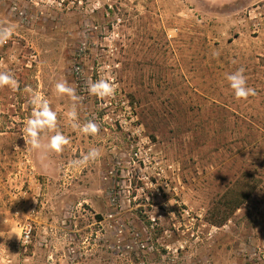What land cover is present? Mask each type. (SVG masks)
<instances>
[{"label":"rangeland","instance_id":"obj_1","mask_svg":"<svg viewBox=\"0 0 264 264\" xmlns=\"http://www.w3.org/2000/svg\"><path fill=\"white\" fill-rule=\"evenodd\" d=\"M95 2L0 0V70L19 82L0 88V264H264V0ZM239 68L247 100L225 78ZM100 78L112 97L89 94ZM26 87L61 153L26 145ZM226 194L247 199L216 226Z\"/></svg>","mask_w":264,"mask_h":264},{"label":"clouds","instance_id":"obj_2","mask_svg":"<svg viewBox=\"0 0 264 264\" xmlns=\"http://www.w3.org/2000/svg\"><path fill=\"white\" fill-rule=\"evenodd\" d=\"M47 2L51 5L55 3V0H47ZM101 6V0H96L94 7L99 8ZM12 34L13 29L11 27H0V45L6 43L11 38ZM244 71L243 68H239L232 73L226 74L225 77L237 100H247L249 97L256 95L255 88L248 86ZM5 86L15 90L18 89L19 82L9 71L0 70V88ZM25 90L31 93L28 102L33 106V111L26 120L23 130L26 145L30 143L34 150H39L43 147L49 151L61 153L64 147L70 143V140L58 130L57 113L52 109L49 102L39 93L27 87ZM115 91L116 86L114 81L106 78H100L92 82L88 87L89 94L101 100L112 97ZM55 92L58 95L67 96L73 101L79 99L76 89L71 87L66 80L59 81L55 84ZM67 115L70 119L74 121L77 120L78 113L75 104H73ZM75 127H77L81 133L91 136L97 135L100 130L99 126L93 120H88L83 125L77 123ZM48 132L54 134L50 136L47 144H42V138ZM100 155L99 149L92 148L81 157L78 163L87 164L89 161L98 159ZM6 222L5 220V223Z\"/></svg>","mask_w":264,"mask_h":264},{"label":"trees","instance_id":"obj_3","mask_svg":"<svg viewBox=\"0 0 264 264\" xmlns=\"http://www.w3.org/2000/svg\"><path fill=\"white\" fill-rule=\"evenodd\" d=\"M247 196L244 198H238L235 197L234 195H224L223 199L221 200L222 203L226 206V210H227V215H225L224 217H220V219L217 221H215L213 224L216 226H222L225 224V222L229 219V217L235 213L246 201Z\"/></svg>","mask_w":264,"mask_h":264},{"label":"built area","instance_id":"obj_4","mask_svg":"<svg viewBox=\"0 0 264 264\" xmlns=\"http://www.w3.org/2000/svg\"><path fill=\"white\" fill-rule=\"evenodd\" d=\"M29 238H30V233L27 232V233H26V239L29 240Z\"/></svg>","mask_w":264,"mask_h":264}]
</instances>
